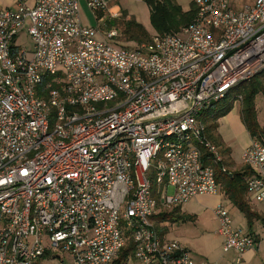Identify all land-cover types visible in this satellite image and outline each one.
Segmentation results:
<instances>
[{
  "label": "built area",
  "instance_id": "obj_1",
  "mask_svg": "<svg viewBox=\"0 0 264 264\" xmlns=\"http://www.w3.org/2000/svg\"><path fill=\"white\" fill-rule=\"evenodd\" d=\"M14 3L0 10V264H115L129 241L139 264H194L152 218L219 193L203 112L264 70V0H193L190 23L136 45L82 25L79 0ZM242 163L264 209V136ZM214 217L241 264L254 238L223 204Z\"/></svg>",
  "mask_w": 264,
  "mask_h": 264
},
{
  "label": "crops",
  "instance_id": "obj_2",
  "mask_svg": "<svg viewBox=\"0 0 264 264\" xmlns=\"http://www.w3.org/2000/svg\"><path fill=\"white\" fill-rule=\"evenodd\" d=\"M106 5V11L102 14H97L103 16V19L109 22L111 20L117 22H127L129 20H134L138 24L144 27V30L149 35L151 34V29H149L148 22L150 23V10L145 4L144 0H102ZM178 4H182V0H174ZM193 0L190 1V7H192ZM179 6V5H178ZM180 8L181 5L179 6ZM16 8L14 0H0V10L10 9L14 10ZM188 8V7H187ZM182 10V9H181ZM186 10V9H184ZM183 12H188L184 11ZM79 15L80 22L84 26H90L94 24L91 17L94 16L90 12L86 0H79ZM100 17V16H99ZM99 20H102L100 18ZM151 26V24H150ZM152 28V27H151ZM153 29V28H152ZM154 31V30H153ZM154 31V35H156ZM151 37V36H149ZM255 107L257 112V123L260 129L263 131L264 136V96L259 94L255 98ZM241 103L234 102L233 107L229 113L218 118L214 122V127L208 130L209 138L217 145L219 150L221 149L226 156L229 164L230 172H235L243 169L242 154L243 151L251 144L253 139L249 135L247 129L245 128L241 119ZM223 204L229 211L232 222L234 226L242 227L245 232L252 233L254 236L259 237V242L256 246L245 252L242 255L241 264H264V225L259 221L253 223L251 229L249 230L246 221L241 213L231 205V203L226 200L223 193L219 191L216 195L211 196H200L188 201L186 204L180 207L181 212L193 218L189 223H193L194 230H198L201 234L202 240H209V237L213 239L214 248L209 246H198L195 244L194 239L189 240L186 238L178 236H170L168 233L164 236L165 240H176L185 249H187L192 258L194 264H205L216 262L217 264H231L235 259V253L230 252L223 254L221 251L223 239L217 234L218 222L214 217V208L219 204ZM251 209L264 219V209L258 204L249 202ZM234 209L237 216L231 214V210ZM188 209V211H187ZM212 214V218H207V213ZM208 213V214H209ZM213 229V236L208 233L209 230ZM169 232V230H168ZM204 232V233H202ZM200 250L206 255H200ZM133 259V258H131ZM130 260V259H129ZM127 261L126 264H128ZM133 264H139L133 259Z\"/></svg>",
  "mask_w": 264,
  "mask_h": 264
},
{
  "label": "trees",
  "instance_id": "obj_3",
  "mask_svg": "<svg viewBox=\"0 0 264 264\" xmlns=\"http://www.w3.org/2000/svg\"><path fill=\"white\" fill-rule=\"evenodd\" d=\"M150 10V24L155 32L162 36L178 32L182 27L186 26L194 17L195 6L188 12H183L174 0H144ZM117 21H106V24L114 26ZM123 37L130 41L142 42L150 37L143 27L134 20L127 22L122 21ZM264 96V70L258 73L253 78L241 82L233 87L227 95L220 101L213 103L203 112V121L205 123V135L207 139L217 146L208 136V130L214 127V122L229 113L233 107L236 98H241V119L253 140H260L263 137V131L257 123V112L255 107V98L257 95ZM223 156L221 163L226 173L220 171L218 165H212L214 168L215 180L220 191L223 193L226 200L241 213L246 221V225L250 230L253 223L259 221L264 225V219L260 218L250 207L246 189V178L252 173L248 166L243 165V169L235 172H230L228 160L224 152L220 149ZM193 218L183 214L180 207L173 208L170 211H161L152 218L154 229L161 239L168 233L166 223L188 222ZM256 243L259 242V237L250 233ZM135 246L129 241L119 254L115 264H126L133 257Z\"/></svg>",
  "mask_w": 264,
  "mask_h": 264
},
{
  "label": "rangeland",
  "instance_id": "obj_4",
  "mask_svg": "<svg viewBox=\"0 0 264 264\" xmlns=\"http://www.w3.org/2000/svg\"><path fill=\"white\" fill-rule=\"evenodd\" d=\"M182 1H183L182 4H178V5L179 6L181 5V7H182L181 9L182 10L186 9L184 11H189L190 10L189 7H190V1L191 0H182ZM100 18L103 19V16L96 15L95 18L92 16L91 19L94 21V24H92V25H90L88 27L95 28V29L99 28L101 30H103L105 26L106 27L107 26L108 27H112L109 24H106L105 22H103L102 24H100L101 23L100 20H99ZM103 21H105V20L103 19ZM114 26L119 29V35H121V37L119 38V41L122 44H126V45H132L133 44V45H136V44L140 43V42L130 41L127 38L123 37L124 35H123V25H122V22H120V21L119 22H116V24ZM144 27H143V29H144ZM147 27L149 29H151V34H149V36H151V37L148 40L142 41L141 43L149 42L151 40V38L154 36V31L155 30L152 29L153 27L150 26V23L149 22H148V26ZM18 43H19V45L21 47L25 48V50L27 52H30L32 50V46H33L32 41L26 35L25 32H23L20 35V37L18 39ZM234 102H239L238 98H236V100ZM229 209H230V206H229ZM230 210H231V214L233 216H237V213H235L236 211L234 209L231 208ZM187 211H188V209H187ZM208 213L206 214L207 215V218L208 219H211L212 218V214L211 213L208 214ZM164 225L169 230L168 235H170V236H174V237L175 236H178V237L186 238V239H189V240H193L194 239L195 244L198 245V246H200V247L205 245V246H209V247L214 248V246H215L214 243H213L214 242L213 239L210 238V237H209V240H206V239L205 240H202L200 232H198V230L196 231V230L193 229L194 228L193 223H189V222H177V223H166ZM213 232H214L213 229H211V230L208 231V233H210L211 236H213ZM202 233H204V232H202ZM200 255L206 256L201 250H200ZM128 261H129L128 264H133V259L130 258V260H128ZM51 264H53V263H51Z\"/></svg>",
  "mask_w": 264,
  "mask_h": 264
}]
</instances>
